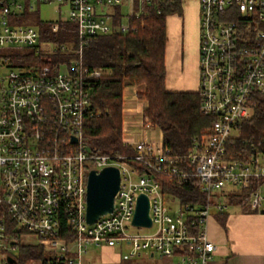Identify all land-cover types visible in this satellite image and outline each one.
Segmentation results:
<instances>
[{
  "label": "built area",
  "instance_id": "built-area-1",
  "mask_svg": "<svg viewBox=\"0 0 264 264\" xmlns=\"http://www.w3.org/2000/svg\"><path fill=\"white\" fill-rule=\"evenodd\" d=\"M152 1L0 0V264H12L8 258L15 261L21 244L40 245L50 254L47 264H82L90 246H127L123 260L148 253L173 264H210L216 244L208 222L226 211V197L242 189L239 206L264 208V155L233 158L228 149L240 122L252 115L254 95H264V0H197L196 92L200 111L212 120L186 154L171 155L162 141L134 139V129L152 127L134 90L122 91L121 141L131 152L100 153L85 139L84 119L95 113L88 80L103 70L83 66V47L96 35L128 32L127 15L137 16ZM53 2L67 8V17L59 10L48 31L70 24L76 47L41 39L35 25L17 21ZM118 5L125 12L115 24ZM26 49L74 55L67 62L13 66V53ZM106 166L117 167L120 177L113 209L88 224V173ZM160 176L177 185L194 178L203 201L179 202L163 191ZM139 194L148 199V227L133 224ZM27 236L35 241H23Z\"/></svg>",
  "mask_w": 264,
  "mask_h": 264
},
{
  "label": "trees",
  "instance_id": "trees-1",
  "mask_svg": "<svg viewBox=\"0 0 264 264\" xmlns=\"http://www.w3.org/2000/svg\"><path fill=\"white\" fill-rule=\"evenodd\" d=\"M114 23L122 19L121 6H115ZM180 0L159 2L153 0L143 6L137 16L127 15L130 30L126 33L114 30L93 37L84 47L82 64L88 69L100 68V77L90 78L89 88L95 113L84 119V136L94 150L104 154L131 152V148L121 142L122 91L131 85H144L139 93L145 101L143 115L162 135V145L173 156L186 154L192 139L205 131L212 118L200 111V98L195 91H168L165 87L166 67L164 52L166 43V16L180 12ZM26 11L18 18V22ZM31 17V16H30ZM39 29L41 39H51L55 44L73 38L72 26L63 24L56 33L48 31L49 21L31 17ZM74 54H66L56 49L51 56L35 55L32 50H16L12 65L25 68L27 64L67 62ZM50 59V60H49ZM256 103L250 118L238 126V136L228 145L231 157L241 158L249 153L264 155V95L255 94ZM163 191L175 194L181 203L203 201V193L198 182L191 178L186 184L177 185L165 176H160ZM245 190H235L226 197L228 205H240ZM69 238V235H63ZM50 254L37 244H21L12 264H47Z\"/></svg>",
  "mask_w": 264,
  "mask_h": 264
},
{
  "label": "crops",
  "instance_id": "crops-1",
  "mask_svg": "<svg viewBox=\"0 0 264 264\" xmlns=\"http://www.w3.org/2000/svg\"><path fill=\"white\" fill-rule=\"evenodd\" d=\"M191 1H195L194 15L190 12L182 14L183 8H187ZM180 9V12L166 16L165 87L168 91L196 92L198 1L183 0L180 2ZM134 139L139 140L136 137ZM208 235L216 244L210 264H264V208L256 212L243 206L228 205L224 213H215L209 219ZM115 247L101 248L110 253ZM142 255L139 257L152 261L149 264H173L174 261L159 258L155 254Z\"/></svg>",
  "mask_w": 264,
  "mask_h": 264
},
{
  "label": "rangeland",
  "instance_id": "rangeland-1",
  "mask_svg": "<svg viewBox=\"0 0 264 264\" xmlns=\"http://www.w3.org/2000/svg\"><path fill=\"white\" fill-rule=\"evenodd\" d=\"M188 4H189V6L187 8H183L182 14H183V12H187V13L190 12L192 15H194V13H195V1L194 2L191 1ZM59 10H60V17H62V18L67 17V8L65 6H60L57 2H53V3H49V4H40L38 7L36 6L32 11H30L31 13L34 12V14H32V15L26 14L25 17H23L20 22L21 23H30V24H33L36 26V24H34L32 21L34 19L31 18V17H34L35 15L39 16L40 20H42V21H55L59 17ZM124 12H125V10H124ZM168 21H169V19H168ZM66 42L72 44L73 38L71 40H66ZM2 55H3V52H2ZM66 68L67 67L65 65H62L60 67L61 72H65ZM127 87L128 88L124 87L123 90L125 89L128 92H130L131 90H134L136 97H137L136 99L138 100L139 103H142V108H144L145 101L140 99L138 96L139 93L144 91L143 90L144 85L143 84L131 85V86H127ZM125 105L126 104L123 103V99H122V107ZM132 105L133 106L135 105V101L132 103ZM142 112H143V109H142ZM133 136L136 138H139V139H143L144 137H146L147 140L155 141L157 143L162 141V135H161L160 130L157 127H153V125H152V127L147 128L145 131H141V130H139V128L134 129ZM124 153H122V154H124ZM145 231L151 232L152 229H148ZM23 241L32 242V241H35V238L31 237V236H27V237L23 238ZM127 251H128L127 246L123 247V248L115 247L112 249V252H110V253H107L105 251V248L103 249L101 247L90 246L88 248L87 253L83 255L82 264H149L150 262H152V261H148L145 258H141L143 255L141 257L123 260L121 256L123 253H125ZM148 259H150V258H148Z\"/></svg>",
  "mask_w": 264,
  "mask_h": 264
},
{
  "label": "water",
  "instance_id": "water-1",
  "mask_svg": "<svg viewBox=\"0 0 264 264\" xmlns=\"http://www.w3.org/2000/svg\"><path fill=\"white\" fill-rule=\"evenodd\" d=\"M76 139L72 138L74 142ZM119 171L115 166L103 167L100 171L91 170L87 177L86 187V222L94 223L101 215L113 209V199L119 187ZM148 199L139 194L133 216V224L137 226H150L148 215ZM13 263L14 259L8 258Z\"/></svg>",
  "mask_w": 264,
  "mask_h": 264
}]
</instances>
